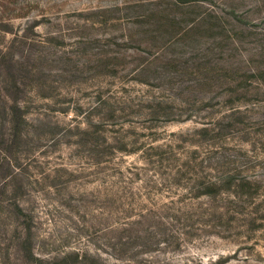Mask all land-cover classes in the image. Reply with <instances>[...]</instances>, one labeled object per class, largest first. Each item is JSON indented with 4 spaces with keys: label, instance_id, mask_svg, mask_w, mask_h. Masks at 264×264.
I'll return each mask as SVG.
<instances>
[{
    "label": "rangeland",
    "instance_id": "rangeland-1",
    "mask_svg": "<svg viewBox=\"0 0 264 264\" xmlns=\"http://www.w3.org/2000/svg\"><path fill=\"white\" fill-rule=\"evenodd\" d=\"M0 116V264H264V0H0Z\"/></svg>",
    "mask_w": 264,
    "mask_h": 264
},
{
    "label": "trees",
    "instance_id": "trees-1",
    "mask_svg": "<svg viewBox=\"0 0 264 264\" xmlns=\"http://www.w3.org/2000/svg\"><path fill=\"white\" fill-rule=\"evenodd\" d=\"M17 101V100H16ZM8 115H10V119H8L9 125H11V129H12V135L13 136H18L19 135V130H20V135H21V128L22 126L25 124V118H24V113L22 112L21 108L19 107V104L17 102H14V104L10 107V111H8ZM1 118V116H0ZM2 123V121H1ZM8 150V149H7ZM3 160H6V162H2ZM8 156H6V154H4V158H1L0 156V166H4L3 163L7 164L9 166L10 161H7ZM14 175V174H13ZM228 185H231V182L228 181L227 182ZM212 186H214V188L217 187V184H210ZM237 186V184H236ZM237 192V191H236ZM11 213L17 217V219H21L22 217L25 218V221L27 222V216L24 213V209L22 208L21 205H19L18 203L15 202L13 210H11ZM26 231L28 237L25 238L24 240V255L25 257H27L28 260H36L39 261V258L35 257L33 252L31 251V249L29 248V242L31 240V228L29 225L26 226ZM69 257H72L74 259L73 263H77L78 261H80V254H74V255H69L65 258V260H67ZM66 263V262H65Z\"/></svg>",
    "mask_w": 264,
    "mask_h": 264
}]
</instances>
